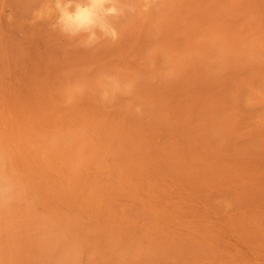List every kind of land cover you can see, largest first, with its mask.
I'll use <instances>...</instances> for the list:
<instances>
[{"label": "rangeland", "instance_id": "obj_1", "mask_svg": "<svg viewBox=\"0 0 264 264\" xmlns=\"http://www.w3.org/2000/svg\"><path fill=\"white\" fill-rule=\"evenodd\" d=\"M114 6L0 0V264H264V0Z\"/></svg>", "mask_w": 264, "mask_h": 264}, {"label": "clouds", "instance_id": "obj_2", "mask_svg": "<svg viewBox=\"0 0 264 264\" xmlns=\"http://www.w3.org/2000/svg\"><path fill=\"white\" fill-rule=\"evenodd\" d=\"M59 14L58 22L72 35L84 34L86 43L97 40V31L113 34L107 18L119 14L115 0H48Z\"/></svg>", "mask_w": 264, "mask_h": 264}]
</instances>
